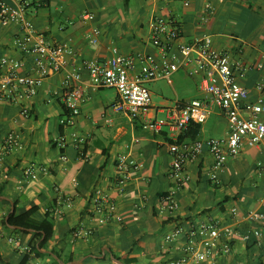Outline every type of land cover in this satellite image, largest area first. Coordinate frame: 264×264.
<instances>
[{
	"label": "crops",
	"instance_id": "crops-1",
	"mask_svg": "<svg viewBox=\"0 0 264 264\" xmlns=\"http://www.w3.org/2000/svg\"><path fill=\"white\" fill-rule=\"evenodd\" d=\"M5 1L17 7L22 0ZM26 1L29 19L44 32L49 43L65 45L72 53L67 55L65 70L51 74L28 103L29 119L21 116L19 105L0 102V145L11 131L20 134L23 144L21 150L10 155L7 170L0 177V264H22L28 254L31 235L7 229L3 220L15 209L20 212L32 205L39 207L40 216L50 212L55 219V236L41 251L53 254L57 250L61 258L54 254L53 257L58 264H120L117 257L135 259L138 264H167L173 254L166 250L170 247L164 243L165 235L177 223L209 221L233 226L241 235L250 236L248 240L242 236L234 238L231 253L203 264H263L264 222L251 220L249 213L264 212V175L255 167L257 161L264 162V150L245 147L218 173V183L209 179L213 158L204 150L185 165L190 181L178 193L177 211L160 213V200L171 186L173 155L166 138L174 139L173 135L167 129L155 134L144 128L143 119L115 113L112 106L118 100L117 92L110 95L109 89H93L84 63H104L115 48L122 55L133 57L137 69L143 55H152L159 61L160 53L151 44L148 26L173 11L181 24V42L210 36L215 49L249 68L239 80L250 91L251 101L256 102L261 94L256 88L262 75L258 65L264 70V0ZM86 14L94 15V19H84ZM95 27L101 29L102 36L94 45L88 37ZM20 35L16 24L0 22V59L24 61L23 71L27 72L31 59L15 44ZM75 71L81 73L86 89L75 124L65 130L67 160L63 162L58 149L52 148V141H58L59 124L66 114L61 83ZM174 75L179 86L176 101L206 97L198 78L189 76L184 69ZM159 80L165 79L147 86ZM160 107L152 104L149 117L160 118L163 114L156 111ZM212 116L216 122H226L224 137L219 139L225 138L226 117L219 111H213ZM210 118L202 124L198 140L218 138L204 136L212 127L206 126ZM79 134H91L83 153L72 142L74 135ZM126 153L144 154V167L134 172L126 191L119 194L115 188L116 166L119 156ZM28 167H32L34 176L25 179ZM96 187H102L116 200L121 223L101 225L92 218L90 200ZM82 227L90 230V235L74 239L73 230ZM258 230L260 237L254 234ZM70 258L73 261H68ZM25 264L53 261L31 257Z\"/></svg>",
	"mask_w": 264,
	"mask_h": 264
},
{
	"label": "built area",
	"instance_id": "built-area-1",
	"mask_svg": "<svg viewBox=\"0 0 264 264\" xmlns=\"http://www.w3.org/2000/svg\"><path fill=\"white\" fill-rule=\"evenodd\" d=\"M28 2L22 0L17 7H12L5 0H0V22L3 25L14 23L21 31L15 44L19 50L31 59V67L27 72L24 61L9 57L0 59V102L8 105H19L21 116L27 120L31 117L28 103L37 95L39 87L53 73L65 70L67 55L71 50L65 45L51 44L44 32L38 30L27 14ZM86 20H93L94 15L86 14ZM151 44L160 53L157 61L152 55L140 57V67L136 68L133 57L122 55L117 48L104 63L89 61L84 63L93 89H114L118 94L117 102L112 106L115 113H124L133 119H143L144 128L161 134L165 129L176 140L191 123L204 124L212 112L217 109L228 122L227 136L223 139L212 138L205 141L196 140L180 145H171L173 161L170 169L171 186L161 200L160 213L173 214L178 209V193L190 181L185 171L188 161L196 159L204 150L213 158L210 181L218 183V173L227 162L241 155L245 147L258 151L264 150V70L256 88L261 93L256 102L251 101L250 91L244 87L239 78L249 68L233 61L230 56L214 48L210 36H203L191 43L181 42L182 28L176 14L170 11L166 17L154 19L148 26ZM102 36L99 27L89 34L91 44H98ZM181 69L191 77L200 81L201 89L206 97L188 101L177 100L172 106L160 107L156 111L162 118L149 117L152 109V96L147 84L166 79L172 84V76ZM86 87L82 83L79 71L67 74L61 83V97L67 114L61 123L70 127L75 124L80 114V105L84 100ZM111 122L110 119H107ZM91 138V134L74 135L72 142L76 149L83 153V146ZM59 147L65 149L64 137L58 139ZM23 148L18 132L11 131L0 145V177L6 172L10 155ZM144 154L133 156L130 153L119 156L116 166L115 188L119 194L126 187L134 172L144 167ZM61 161L67 157L61 155ZM255 167L264 175V162L259 160ZM32 167L24 171V178L33 177ZM74 183L77 184L76 181ZM89 213L101 225L111 222L121 223L123 218L118 204L111 194L102 187H96L92 193ZM253 221L264 222V212H250ZM90 230L84 227L73 230L74 239L89 236ZM260 237L261 232L255 231ZM242 236L248 240L250 235H241L233 226H222L218 222H186L177 223L175 228L165 235L164 243L172 253L167 264H203L215 260L222 254L232 251L233 239ZM13 242V238H9ZM28 253L30 249L26 247ZM264 264V255H263Z\"/></svg>",
	"mask_w": 264,
	"mask_h": 264
},
{
	"label": "trees",
	"instance_id": "trees-1",
	"mask_svg": "<svg viewBox=\"0 0 264 264\" xmlns=\"http://www.w3.org/2000/svg\"><path fill=\"white\" fill-rule=\"evenodd\" d=\"M67 128V125L62 123L59 124V139L64 137ZM201 131L202 124L191 123L186 130L178 135L176 140L169 138H166V140L170 145H180L185 142L196 141L199 139ZM52 148L58 149L60 155L65 154V149L60 148L57 141H52ZM3 224L7 229L13 226L22 228L20 230H15V233L31 235L27 243L30 253L24 257L22 264L28 262L31 257L51 258L53 264H58V261L53 257L54 254L61 258V254L57 250H53V254L42 253L41 251L47 249L48 242L55 236V219L50 212H46L43 216H40L39 207L37 205H32L30 208L20 212L15 209V211L9 215L7 221L6 219L3 220ZM250 242H253V239ZM247 247L250 249L249 244H247ZM117 259L122 260L125 264H138L135 259H121L119 257H117ZM68 261H73V259L70 258Z\"/></svg>",
	"mask_w": 264,
	"mask_h": 264
},
{
	"label": "rangeland",
	"instance_id": "rangeland-1",
	"mask_svg": "<svg viewBox=\"0 0 264 264\" xmlns=\"http://www.w3.org/2000/svg\"><path fill=\"white\" fill-rule=\"evenodd\" d=\"M173 85L168 83V81L165 80H159L158 82H155L153 84L148 85L149 89L151 90V96H152V104L155 106H172L174 102L177 99L178 94V79L176 75H173L172 77ZM107 92L110 95L115 94L114 89H109ZM200 97V95L196 96ZM112 111V110H111ZM214 111H218L215 109ZM113 112V111H112ZM163 115H161L160 118H162ZM211 117V118H210ZM210 120L206 126H212L210 129H208V132L204 135L207 137H218L221 138L224 137V128L226 126V122L223 119H220V121L215 120L214 116L212 114L209 116ZM208 118V119H209Z\"/></svg>",
	"mask_w": 264,
	"mask_h": 264
},
{
	"label": "water",
	"instance_id": "water-1",
	"mask_svg": "<svg viewBox=\"0 0 264 264\" xmlns=\"http://www.w3.org/2000/svg\"><path fill=\"white\" fill-rule=\"evenodd\" d=\"M8 220V218L6 219V221ZM11 228H13V229H22L21 227H16V226H13V227H11ZM118 263H120V264H124V263H122V262H120L119 260H116Z\"/></svg>",
	"mask_w": 264,
	"mask_h": 264
}]
</instances>
